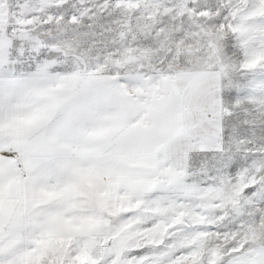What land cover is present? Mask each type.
Returning <instances> with one entry per match:
<instances>
[{
  "label": "snow or ice",
  "instance_id": "6c2138e0",
  "mask_svg": "<svg viewBox=\"0 0 264 264\" xmlns=\"http://www.w3.org/2000/svg\"><path fill=\"white\" fill-rule=\"evenodd\" d=\"M0 264H264V0H0Z\"/></svg>",
  "mask_w": 264,
  "mask_h": 264
}]
</instances>
